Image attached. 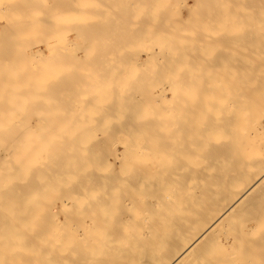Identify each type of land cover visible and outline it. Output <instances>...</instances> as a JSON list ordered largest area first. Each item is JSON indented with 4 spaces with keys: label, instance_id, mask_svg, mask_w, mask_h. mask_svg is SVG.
Returning <instances> with one entry per match:
<instances>
[{
    "label": "bare ground",
    "instance_id": "1",
    "mask_svg": "<svg viewBox=\"0 0 264 264\" xmlns=\"http://www.w3.org/2000/svg\"><path fill=\"white\" fill-rule=\"evenodd\" d=\"M41 1L42 6L39 5ZM48 1L0 0V196L11 201L9 212L16 215L15 219L24 222L26 214L31 213L27 216L34 217L32 220L30 218L31 225L39 222L34 231L30 229L29 223L27 231L30 232H14L25 238L21 240L19 236L16 237L21 240L19 243H22L18 248L25 249L19 251L24 252L25 256L19 258L18 248L13 247L11 250L12 248L0 244L1 250L6 247L4 250L8 248L7 252L10 249L13 251L10 255L14 254L10 258L3 254L0 260L3 256L8 259L4 258L0 263L19 264L21 261L23 264H195L201 260L199 264H207L219 258L221 262L224 257L222 252L218 253V258L207 254L209 251L213 252L210 248L214 249V244L218 242L233 245L234 250L226 244L234 251L230 250L229 255L226 253L229 258L232 257L228 258L231 264L236 263L238 259H245V264H249L247 261H250L249 258L254 254L262 259L264 252L262 254L263 250L260 249L264 248V17L259 18L257 12L254 14L256 8L254 11L250 8L249 12L245 8L241 11L249 0H243L247 1L245 3H240V0H215L216 5L225 6L222 9L230 14L231 19L239 16L235 13L237 9L240 15L245 13L246 16L243 17L246 20H258L262 25L244 24L242 28V24H220V27L225 29L222 33L225 37L211 41L209 33L205 32L208 39L200 41L201 36H198L202 35V32L198 28L206 26L202 21L198 23L202 19L198 16H202L199 13L204 0H175L176 3L179 2L180 7L173 11L168 7L170 0H140L141 3L139 0ZM88 1L94 4L93 7L81 13L83 5ZM175 1L173 3L172 0V6L176 5ZM37 3L40 9L36 7ZM136 3L139 7H136ZM183 3L191 12L187 19L191 20V23L188 21L189 27L187 20L182 18ZM168 12L173 15L170 17ZM208 13H211L210 19L213 22L215 18L217 21L220 11L215 8ZM221 13L224 14L222 11ZM5 17L8 21L2 23L1 18ZM193 18L198 22H194ZM181 23H186L189 29ZM193 23L197 24L194 26ZM65 26L66 29L70 28L72 31L73 28L80 32L84 40L79 43L71 40L70 35H66L70 45L66 37L60 41L61 34L64 33L61 31ZM166 31L167 36L164 34ZM177 31L181 35L184 34L182 38L175 35L178 34ZM141 33L147 37L138 36ZM187 33H192L191 38L199 39L191 40ZM102 34L109 40L100 41L105 39ZM120 35H125V40L124 37L120 38ZM130 35L137 36V40L136 37L132 38L136 42L144 41H138V44L132 39L128 41L126 37L130 38ZM161 35L165 36L166 42ZM156 36L162 37L163 42L156 41L160 40ZM214 36L217 38L219 34L214 33ZM148 37H152L153 42L150 38L149 41ZM170 37L174 41L171 42ZM176 38L179 41L175 42ZM29 44L34 47L31 49L27 46ZM139 44L153 47L149 50L141 49L144 46L140 47ZM128 45H133L130 48L138 45L144 56L140 55L143 53L138 49L135 51L136 47L133 52L130 48H120ZM161 45L175 49H155ZM220 45L228 49L222 50ZM210 46L214 48L210 49ZM28 47L30 49H27ZM207 49L214 53L211 52L210 55ZM114 50H118L119 55L115 56ZM124 50L135 53L136 59L138 57L147 60L144 68L146 65L145 69L149 71L142 70L147 72L146 75L155 70V78L152 79L153 75H147L150 79L147 77L146 80L143 75L141 77L144 80L140 79L141 69L137 74V71L132 70L135 65L131 64L129 68V63L133 61H129L131 54L127 56ZM196 51L203 53L196 54ZM138 52L141 57L136 55ZM80 53L86 57H81ZM200 54L202 57L205 55V59ZM194 55L202 59H197ZM120 56L122 58L119 61ZM208 57L212 58V61L216 60V63H205ZM180 60L183 65L185 61L188 63V73L179 71L184 68L178 65ZM106 62L110 64L107 65ZM116 62L121 63L115 64L121 69L115 67L116 72H112L111 65ZM108 66H111L112 73L105 70L98 72L99 68ZM138 67L135 66L134 69ZM85 68L92 69L89 78L86 71L79 70ZM167 68L170 70L169 74L165 71ZM126 70L131 73L127 71L128 77L124 74ZM167 78H175L171 80L172 87L167 88L172 84ZM177 78L185 80L179 81ZM148 81L156 82V89L148 87L138 90L140 86L135 88L137 85L149 83ZM140 91L150 96L147 97L146 93L142 92V95L138 96ZM169 91L171 94H168ZM144 95L153 100L152 104ZM131 107L134 111L143 109L142 112L144 111L146 116L143 117V114L138 113L140 110L137 111L143 118L137 116L142 119L134 122L138 124L137 128L135 126V129H122L125 140L120 138V128L116 125L113 134L118 132V135L106 138V135L97 136L93 132L96 130L92 128L93 125L101 124L99 119H105L101 114L106 117L107 113L111 112L109 108H115L116 113H119L120 109L122 114V110L128 109L125 111V114H128ZM99 109H103L102 113ZM84 110L86 111L83 112ZM92 110L96 112L91 114ZM134 111L131 109V114ZM112 112L108 119L111 118ZM125 114H120L119 117ZM126 115L121 118H125L122 123L129 126L132 121L128 122ZM73 123L79 127H71ZM87 131L92 136H87ZM45 148L52 151V157L47 161L48 171L52 172V175L48 174V178H45V174V177L40 175L43 166L42 163L41 167L38 165V158ZM113 149L118 152L116 158L111 156ZM84 163L90 164V169H83ZM70 167L74 169L75 174H67L71 179H76L75 182L70 179L71 184L69 182L68 185H60L59 179L64 183V175ZM98 167L103 168L99 170ZM68 177L65 182H68ZM53 180H56V183H53ZM48 187L58 190L57 194L53 193L56 194L53 195L56 201L52 198L55 205L50 202L46 204V201L44 204L39 203L36 200L38 206H43H37L42 209L41 218H38L40 209L37 211L39 214L29 211L33 208V194H37L38 198L41 191H47ZM29 189L36 192L33 193ZM29 204H32V207ZM1 206L2 203L0 208ZM5 211L8 212V209ZM35 217L38 218L37 222ZM28 218H25L26 221ZM9 221L16 222L14 216L9 217ZM10 225L16 227L17 224ZM5 226L4 228H8ZM33 227L35 229V226H32V229ZM12 232L9 233L13 235ZM1 234L4 235L0 231ZM11 235L6 234L7 238H11ZM6 241L8 243L10 239ZM15 241L10 244L19 245L18 241ZM10 244L8 243L9 247ZM206 254L210 261L204 259ZM260 259L258 260L261 261ZM232 260L236 261L233 263ZM239 262L240 260L238 264Z\"/></svg>",
    "mask_w": 264,
    "mask_h": 264
},
{
    "label": "rangeland",
    "instance_id": "2",
    "mask_svg": "<svg viewBox=\"0 0 264 264\" xmlns=\"http://www.w3.org/2000/svg\"><path fill=\"white\" fill-rule=\"evenodd\" d=\"M46 1H47V0H46ZM91 1H94V0H91ZM139 1H140V0H139ZM174 1H175V0H173V3H174ZM177 1H178V0H177ZM181 1H182V0H181ZM181 1L179 0V2H181ZM186 1H190V0H186ZM196 1H197V0H196ZM217 1H219V0H217ZM227 1L230 2V1H232V0H227ZM227 1H226V2H227ZM235 1H236V0H235ZM241 1L244 2L243 0H240V3H241ZM249 1H250V2H249ZM249 1H248L249 3H247V4L245 3V2H247V1L244 2L246 7H244L243 4H242L243 9H242V6L240 5V7H241V9H242L241 11H243L244 8H245V9H247L248 12H249V9H248V8H250V10H251V9L253 10L254 8H256V11L253 10L255 13H254V12H253V13L256 14V12H257V14H259V15H258L259 18L264 17V10H263V9H264V0H249ZM255 1H258V2H255ZM259 1H260V2H259ZM261 1H262V2H261ZM36 2H37V1H36ZM48 2H49V3H52L53 0H49ZM137 2H138V0H137ZM141 2H142V1H140V3H141ZM170 2H171V3H169V4L171 5V4H172V0H170ZM179 2L176 3V1H175L176 5L174 4L173 6H172V5H171V6L168 5L169 9L173 11L174 9L179 8V7H180V5L178 6V3H179ZM182 2H184V0H183ZM214 2H215V0H204V3H202V4L200 5V9H201V10H200V13H199V14H200V15L202 14V16H198V18L201 17L202 19L199 20V19H200V18H199V19H198L199 22H198V21H196V20L193 18V19H194V22L196 21V22L200 23V22L202 21V22H204V24H206V26L204 25V26H205V27H204V26L202 25V23H201L202 27L199 26L200 29L198 28V30H200V31L202 32V35H203V36L200 34V33H201L200 31H198V30H194V31H196V32H198V33L200 34L199 36H198V33H197V35H196V36H198V37L201 36V38H200L201 40H200V41L204 40V38H205V39H208V38L205 37V36H207V35H205V32H206V34L209 33L208 35H209V39L211 38V41H214L215 39H221L222 37H225V36H222V33H224L225 29H223L222 27H220V24H227V25L231 24V25H233V26H237L238 24H242V28H243L244 24H246V25L254 24V25H257V26H261V25H262L261 21H258V20H251V21H250V20H246V18L243 17V16H246L245 13H244V12H243V13L240 12V13L243 14V16H242V15L239 14V10H238V12H237V9H236V12H235V13L238 14L239 16H238V17L236 16L235 19H231V16H229L230 14L228 15V12H227L226 10H225L226 12H224V10L222 9V8H224L225 6L223 7V6H221V5H220V6H219V5H216ZM220 2H224V1L222 0V1H220ZM226 2H225V4H227ZM252 2H253V3H252ZM88 3H89V4H88ZM259 3H260V4H259ZM137 4H138V3H136V5H137ZM181 4H182V3H181ZM225 4H222V5H225ZM253 4H254V5H253ZM257 4H258V5H257ZM39 5L42 6V1L40 2ZM39 5H38V3H37V5H36V7H38V9H40ZM43 5H44V4H43ZM86 5H87L88 7H87ZM90 5H91V6H90ZM93 5H94V4H91L90 1H88L85 5H83V6L85 7V9H84V7H82V8H83V11H82L81 13H84L85 10H86V11H87V10H90V9L93 7ZM262 5H263V6H262ZM177 6H178V7H177ZM182 6H183V7H182ZM182 6H181V9L183 8V9H182V10H183V11H182V18L186 21V20L188 19V17H189V15H190L191 12L188 10V9H189L188 7H185V6H184V3H183ZM227 6H228V5H226V8H228ZM231 6H232V5H231ZM231 6L229 7L230 9L232 8ZM233 6H234V5H233ZM235 6H236V5H235ZM235 6H234V7H235ZM259 6H260V8H259ZM71 7H72V6H71ZM76 7H77V6H76ZM76 7H75V8H76ZM86 7H87V8H86ZM89 7H90V9H88ZM134 7H135V6H134ZM136 7H139V5H137ZM170 7H171V8H170ZM234 7H233V11H234ZM236 7H237V6H236ZM236 7H235V8H236ZM72 8H73V7H72ZM80 8H81V7H80ZM82 8H81V9H82ZM132 8H133V7H132ZM215 8L219 9V11H220V13H218V16L216 15V16L218 17L217 21H216V18H215V20L213 19L214 21H216V25H215L214 21L212 22V20L210 19V18H211L210 14H211L212 12H211V13H208L209 10H210V11H213V9H215ZM226 8H225V9H226ZM238 8H239V7H238ZM257 8H259V9H257ZM261 8H262V10H260ZM221 11H222L224 14H222ZM245 12H246V11H245ZM261 12H263V13L261 14ZM81 13H80V14H81ZM168 13H169V12H168ZM168 13H166V14H168ZM216 13H217V12H216ZM225 13H227V14H225ZM251 13H252V12H251ZM75 14H76V13H75ZM166 14H165V15H166ZM184 14H185V15H184ZM220 14H221V17L219 18V15H220ZM249 14H250V13H248V15H249ZM254 14H253V15H254ZM133 15H134V14H133ZM168 15L171 17L173 14L171 15V13H169ZM195 15H197V14H195ZM248 15H247V16H248ZM251 15H252V14H251ZM76 17H77V16L75 15L74 18H76ZM167 17H168V16H167ZM194 17H195V16H194ZM248 17H249V16H248ZM182 18H181V19H182ZM1 19H2V23H3V22H6V23H7V21H8V18H6V17H5V18H1ZM183 19H182V21H183ZM196 19H197V17H196ZM220 19H221V20H220ZM80 20H81V22H83L82 19H79V21H80ZM188 21L190 22L191 20H187V23H188ZM262 22H263V20H262ZM190 23H191V22H190ZM190 23L187 24L188 27H189V24H190ZM185 24H186V23H181V25H185ZM193 24H194V23H193ZM193 24H192V25H193ZM196 24H197V23H196ZM196 24H194V26H195ZM213 24H214L215 26H213ZM65 25H67V24H65ZM187 25H185V26L187 27ZM192 25H191V27H192ZM188 27H187V29H189ZM175 28H176V27H175ZM180 28H181V27H180ZM183 28H184V27H183ZM194 28H195V27H194ZM68 29H70V28H68ZM68 29H66V26H65V29H63V30L61 31V32H64V33L61 34V39H60V41H62V40H64V39L67 38V42H68V41H69V40H68V37H67L68 35H70L69 38H70L71 40H73V41H77V42H79V43H81V40H84V37H83V35H82L80 32H77V30H75V29H73V28H72V31H71V29H70V30H68ZM66 30L68 31L67 34H66ZM168 30H170V32L173 31L172 29H168ZM175 30H176V29H175ZM177 30L179 31V29H177ZM185 30H186V29H184L183 33H185ZM191 30H192V29H191ZM229 30L232 31V28H230ZM159 31L161 32L162 30H159ZM164 31H165V30H163L162 32H164ZM178 31H177V32H178ZM180 31H181V29H180ZM180 31H179V32H180ZM160 32H157V33L160 34ZM173 32H174V31H173ZM179 32H178V34H175V35H176V36L178 35V37L181 36V38H182V35H184V34L181 35V33L179 34ZM188 32H190V31H188ZM196 32H195V33H196ZM166 33H167V31L164 33L165 36H167ZM168 33H169V31H168ZM193 33H194V32H193ZM214 33H215V34H219V36L216 38V37L214 36ZM162 34H163V33H162ZM187 34H188L189 37H190V36L192 37V33H191V35H189L190 33H187ZM187 34H186V35H187ZM210 34H212L211 37H210ZM66 35H67V36H66ZM102 35H103V34H102ZM143 35H144V34H143ZM143 35H142V33H141V35L138 34V36H141V37H142ZM150 35L152 36V34H150ZM156 35H157V34H156ZM168 35H169V34H168ZM186 35L184 36L185 38H187ZM103 36H104L103 38H105V35H103ZM118 36H119V35H118ZM144 36H145V38L147 37V35H144ZM159 36H160V35H159ZM161 36H162V35H161ZM165 36H162L163 39L165 38ZM173 36H174V35H173ZM194 36H195V35H194ZM213 36H214V37H213ZM64 37H66V38H64ZM106 37H107V36H106ZM123 37H124V38H123ZM133 37H134V39H135V37H136L135 40H137V36H136V35H133V36L130 35V38H129L128 36H127L126 38H128V41H129V39H132ZM141 37H140V38H141ZM156 37H157V36H156ZM162 37H161V38H162ZM171 37H172V36H171ZM171 37H170V38H171ZM189 37H188V39H189ZM191 37H190L191 40H196V39L198 40V39H199L198 37H195V38H191ZM99 38H100V37H99ZM101 38H102V37H101ZM107 38H108V37H107ZM118 38H119V37L116 38L118 41H120V40H119L120 38H123V39L125 40V35H123V36L120 35V38H119V39H118ZM138 38H139V37H138ZM149 38H150V37H148V40H149ZM154 38H155V37H154ZM158 38H160V37H157V39H158ZM161 38H160V40H156V41H162ZM167 38H169V37H167ZM172 38H173V37H172ZM172 38H171V42L174 41V40H172ZM181 38H180V39H181ZM202 38H203V39H202ZM212 38H213V39H212ZM134 39H132V41H133V42H136ZM141 39H142V38H141ZM150 39H152V37H151ZM98 40H99V39H98ZM107 40H109V39H107ZM107 40H106V38H105L104 40H100V41H107ZM121 40H122V39H121ZM126 40H127V39H126ZM183 40H184V39H183ZM138 41H144V40H138ZM138 41H137V42H138ZM145 41H147V39H146ZM149 41H150V40H149ZM151 41L153 42V39H152ZM154 41H155V40H154ZM168 41H169V40H168ZM177 41H179V40H177V38H176V41H175V42H177ZM180 41H182V40H180ZM137 42H136V43H137ZM162 42H163V41H162ZM164 42H166V39H164ZM68 43H69V42H68ZM70 43H71V42H70ZM70 43H69V45H70ZM137 44H138V43H137ZM135 45H136V44H135ZM27 46H29L31 49L34 47L33 44H29V45H27ZM119 46H122V45H119ZM119 46H117V47H119ZM131 46H133V45H131ZM131 46L128 45V46H125V47H127V48H125V47H120V48H123V49H127V50H129V48H130ZM139 46H140V47H141V46H144V48L142 47L141 49H147V50H149L150 48L153 47V46H151V47L148 48L146 45H140V44H139ZM139 46H138V45H137V47L134 46V48L136 47V48H135V49H136L135 51H137V49H138V50L140 49ZM148 46H149V45H148ZM222 46H223V45H222ZM222 46L220 45V48H221L222 50H223V49H226V50L228 49L226 46H225L226 48H223L224 46H223V47H222ZM239 46H240V45H239ZM29 47H28L27 49H30ZM108 47H109V46H108ZM163 47L165 48V46H162V45H161L160 47H157V46H156V48H155V47H154V48H155V49H158V48L163 49ZM167 47H169V46H167ZM200 47H202V46H200ZM203 47H204V46H203ZM206 47H207V46H206ZM217 47H218V46H217ZM232 47H233V46H232ZM110 48H111V47H110ZM112 48H113V49H117L116 47H113V46H112ZM134 48H130V49H132V52H133ZM185 48L187 49V46H186ZM204 48H205V47H204ZM207 48H208V47H207ZM213 48H214V47H213ZM213 48H211V46H210V49H213ZM215 48H216V47H215ZM241 48H242V47H241ZM17 49L20 50L21 48H17ZM22 49L24 50V49H26V48H22ZM27 49H26V50H27ZM96 49H98V48H96ZM99 49H101V48H99ZM104 49H105V48H104ZM106 49H107V48H106ZM160 49H159V50H160ZM167 49H168V48H165V50H167ZM169 49H170L171 51H173L175 48H169ZM169 49H168V50H169ZM177 49H178V48H177ZM179 49L182 50V49H184V48H179ZM199 49H200V48H199ZM202 49H203V48H201V50H202ZM210 49H207V51H208L207 53L210 54V53L212 52V54H213L214 52L211 51ZM216 49H217V48H216ZM44 50H47V48H44ZM184 50H185V49H184ZM204 50H206V48H205ZM209 50H210V51H209ZM114 51H115L114 53H115L116 55H115L114 53H113V55H115V56L119 55V54H118V53H119L118 50H114ZM122 51H123V50H122ZM124 51H126V50H124ZM139 51L141 52V50H139ZM161 51H162V50H161ZM182 51H183V50H182ZM185 51H186V50H185ZM197 51H198V48H197ZM197 51H196V54L198 53ZM218 51H220V50H219V47H218ZM126 52H127V54H126L127 56H129V55L131 54L130 57H129V61H130V62L133 61L132 63H129V68H131V64L135 65L136 67L139 66L137 69H134L135 66H134V67L132 66V67H133V69H132L133 72H134V71H137V74H139L138 72L141 71V72H140V77L144 75V76H146V77H144V79L146 78V80H147V77H148L147 75H149L150 77L153 75L154 77H152V79L155 78V76H156V75H155L156 72H154L155 70H153L154 73L151 71V73H152V74L150 73L151 75H150V74H147V75H146L147 72L144 73L145 70H146V71H149V70L145 69V68H146V65H145V68H144V63L147 64V62H146L147 60L145 61L144 59H142V58H138V57H137V59H136V58H135L136 56L134 57V54H135V53H131V52H129V51H126ZM126 52H124V54H125ZM128 52H129V53H128ZM120 53H121V52H120ZM141 53H143V54H140V55H141V56H144V52H141ZM199 53L202 54L203 52L200 51ZM199 53H198V54H199ZM217 53H218V52L216 51V54H217ZM104 54L106 55V53H104ZM122 54H123V53H122ZM138 54H139V52L136 53V55H138ZM201 54H200V55H201ZM205 54H206V53H205ZM216 54H215V56H216ZM107 55H108V53H107ZM140 55H138V56L141 57ZM210 55H211V54H210ZM210 55H209V56H210ZM80 56L83 57V58L86 57V55L83 54V53H80ZM84 56H85V57H84ZM182 56H183V55H182ZM194 56H197V55H194ZM204 56H205V55H203V57H204ZM215 56H214V57H215ZM198 57H200V56H197V57H195V58L199 59ZM201 57H202V55H201ZM201 57H200V59L203 58V57H202V58H201ZM121 58H122L121 56L118 57V60L120 61ZM130 58H131V60H130ZM180 58L182 59V57H180ZM133 59H136V60H133ZM183 59H185V58H183ZM197 59H195V60L197 61ZM203 59H205V57H204ZM209 59H210V62H209ZM211 59H212V58H209V57H208V58H206V60H205L204 62L206 63V61H207L208 64H211V65H213V64H212L213 61L216 63V60L213 59V61H212ZM186 60H187V59H186ZM134 61H135V62H134ZM137 61H138V62H137ZM139 61H140V62H139ZM183 61H184V60H183ZM188 61H189V60H187V62H188ZM193 61H194V60H193ZM196 61H194V62H195L196 65L198 66V64H197ZM198 61H200V60H198ZM202 61H203V60H202ZM211 61H212V63H211ZM181 62H182V60H180V62H179L178 65L183 66L185 69H184V68H183V69L180 68L181 70H179V71H183L184 73H185V72L188 73L186 67H187V64H188L189 62L187 63V62L185 61V62H184V65H183ZM117 63H118V65L121 64V63H119V62H116V63L113 64L114 67H113V65H111L112 68H113L114 70L111 68V66H108V67H105V68H99V69H98V70H99L98 72H102V70L110 71V72H111V69H112V72H116L115 67L121 69L119 66L115 65V64H117ZM191 63H192V61H191ZM191 63H190V65H191ZM200 63H201V62H200ZM205 63H203V64H205ZM88 64H91V65H92V64H94V63H88ZM106 64H107V62H106ZM108 64H110V63H108ZM108 64H107V65H108ZM196 65H195V66H196ZM188 66H189V65H188ZM193 66H194V64H193ZM193 66H192V67H193ZM179 67H180V66H179ZM199 67H200V66H199ZM129 68H128V69H129ZM195 68H196V67H195ZM197 68H198V67H197ZM200 68H201V67H200ZM140 69H141V70H140ZM142 69H145V70L143 71ZM191 69H193V68H191ZM79 70H81V72H83V70L86 71L85 73L88 74V76H87L86 74H84V75H86L88 78L90 77V72H91L90 70H92V69H89V68L86 69V68H85V69H79ZM139 70H140V71H139ZM168 70H169V69L167 68V70H165V71H167V73H168ZM171 70H173V68H172ZM176 70H178V69L176 68ZM189 70H190V69H189ZM194 70H195V69H194ZM196 70H198V69H196ZM75 71H76V70H75ZM88 71H89V72H88ZM127 71L129 72L130 70H126V71L124 72L125 77H128V76H126V75H128V72H127ZM190 71H192V70H190ZM198 71H199V70H198ZM200 71H201V69H200ZM112 72H111V73H112ZM169 72H170V70H169ZM129 73H130V72H129ZM157 73H158V72H157ZM186 73H185V74H186ZM200 73H201V72H200ZM130 74H131V73H130ZM168 74H169V73H168ZM187 75H188V74H187ZM157 76H158V75H157ZM87 77H86V78H87ZM169 77H170V76H169ZM86 78H85V80H86ZM118 78H119V77H118ZM118 78H117V80H119ZM148 78H149V77H148ZM185 78H187V76H186ZM185 78H180V80L183 81V80H185ZM140 79L144 80L142 77H141ZM149 79H150V78H149ZM167 79H169V78H167ZM173 79H175V78H173ZM173 79H169L170 82H172L171 80H173ZM177 79L179 80V78H177ZM121 80H122V79H121ZM146 80H145V81H146ZM157 80H158V77H156L155 81H157ZM169 80H167V81H169ZM178 80H176V81H178ZM180 80H179V81H180ZM186 80H187V79H186ZM150 81H151V80H150ZM152 81H153V80H152ZM176 81L174 80V82H176ZM148 82H149V81H148ZM170 82H169V83H170ZM120 85H122V84H120ZM155 85H156V82H149V83H147V84L145 83V85H144V83H143L142 85H137L135 88L138 89L137 87L140 86V89H138V90H141V88H142V89H146V88L148 89V87H154V88L156 89ZM177 85H178V84H177ZM177 85H176V87H177ZM122 86H124V85H122ZM122 86H120V87H122ZM172 86H173V82H172L171 85L167 86V88H168V87H172ZM143 87H144V88H143ZM149 89L151 90V88H149ZM88 91H89V90H88ZM141 92H142V94L144 93L143 91H140L138 94H137V93H136V94L139 96V95L141 94ZM79 93H81V91H80ZM145 93H146V92H145ZM145 93H144V94H145ZM82 94H83V93H82ZM87 94H88V93H87ZM89 94H90V93H89ZM89 94H88V95H89ZM142 94H141V95H142ZM168 94H171V91H169ZM85 95H86V94H85ZM85 95H84V96H85ZM141 95H140V96H141ZM146 95H147V93H146ZM146 95H144V98L146 97ZM79 96H80V95H79ZM148 96H150V95H147V97H148ZM80 97H82V96H80ZM147 97H146L145 99H147V100L149 99V100H150V97H149V98H147ZM147 100H146L145 102H147ZM149 100H148V101H149ZM150 101H151V104H152V101H153V100H150ZM148 104H150V102H149ZM148 104H147V105H148ZM151 104H150V105H151ZM150 105H148V106H150ZM136 108H137V107H136ZM104 109H105V108H104ZM110 109H111V110H110ZM116 109H117V108H116ZM131 109L134 111V108L131 107L130 110H131ZM109 110H110L111 112H112V111H113V112H114V111H117V110H115V108H113V110H112V108H109ZM121 110H122V109H121ZM127 110H128V109H127ZM127 110H125V111H127ZM130 110H129V112H128L129 115H128L127 113H126V114H127V115H126V114H125V111L122 110V111H123V114H125L126 117H127L126 120H127L128 122H131V121L133 122V123H132V122L129 123V126H128V124L125 125V124L122 123V121H123L125 118H124V119H121V118H123L125 115L122 116V117H119L120 114L123 115V114L121 113L120 109H119V113L117 112L118 114H117L116 112H114V113L112 112V115H110V116H111L110 119H108V117H109L108 115L111 114V112H109V114L107 113V116H106V117H107V120H106V117H105L104 114H101V115L103 116L102 118H105V119H101V118H100L101 116H100V114H99L98 117L100 116V117H99L100 119L98 118L99 121H98V119H96V120H97L98 122H101V124L98 123V124L93 125L92 128H93V129H94V128L96 129V130H93V132H94L95 134H97V136H98V135H100V136H105V135H106L105 137L107 138L108 136H113V135H115L116 133H118V132H116V133L113 134V132H115L114 130H116V128L118 127V129L120 128V129H119L120 131L117 129V131L120 132V138L125 140V134H124V132H122V129H124V128L130 129V127H132V128L135 129V126H136V128H137L138 124H134V122H137V121H139V120H142V119H140V118H143L144 116H146V114H143V113H145V112H144V111L142 112L143 109H141V110H140V108H138V110L135 109V111L132 112V114H131ZM139 110H140V111H139ZM85 111H86V110H84L83 112H85ZM99 111L102 113L103 109H102V110L99 109ZM99 111H98V112H99ZM104 111H105V110H104ZM107 111H108V109H107ZM137 111H139L138 113L143 114V117H142V116L140 117V115L137 114ZM79 112H81V111H79ZM95 112H96V111H95ZM95 112H94V110H92L90 113L93 114V113H95ZM98 112H97V114H98ZM100 112H99V113H100ZM147 112H148V111H147ZM103 113H104V112H103ZM134 113H136L137 115H135ZM115 114H116V115H115ZM133 114H134V115H133ZM131 115H132V116H131ZM92 116H93V115H92ZM134 116H135V117H134ZM137 116H139L140 118L137 117ZM118 117H119L120 119H119ZM133 117H134V118H133ZM81 118H82V117H81ZM81 118H79V119H80L81 122H82V119H81ZM89 118H91V117H89ZM114 118H115V119H114ZM136 118H138V119H136ZM145 118H146V117H145ZM130 119H131V120H130ZM133 119H134V120H133ZM91 120H92V119H90V121H91ZM109 120H110V121H109ZM117 120H118V122H117ZM107 121H108V122H107ZM115 121H116V124H115ZM102 122H103V123H102ZM111 122H112V123H111ZM106 123H109V124L111 123V124L109 125V124H106ZM113 123H114V124H113ZM77 124H78V123H77ZM80 124H81V123H79L78 125H80ZM75 125H76V124H75ZM75 125H74V123H73L71 127H75ZM85 125H87V124H84V126H85ZM99 125L101 126V128H99ZM105 125H106V126H105ZM107 125L109 126V130H107V129H108V126H107ZM115 125H116L117 127H116ZM119 125H120V126H119ZM94 126H95V127H94ZM76 127H79V126L76 125ZM87 127H88V126H87ZM102 127H103L104 129H102ZM110 127H114V129H113V128L111 129ZM115 127H116V128H115ZM122 127H123V128H122ZM128 127H129V128H128ZM97 128H98V129H97ZM132 128H131V129H132ZM91 130H92V129H91ZM97 130H98V131L100 130V131L98 132ZM110 130H111V131H110ZM132 130H133V129H132ZM103 131H104V132H103ZM109 131H110V132H109ZM91 132H92V131H91ZM91 132H90V133H91ZM96 132H97V133H96ZM100 132H101V133H100ZM111 132H112V133H111ZM121 132H122V133H121ZM86 133H87V136H90V135L92 136V134L89 135V132H88V131H87ZM105 133H107V134H105ZM84 135H85V134H84ZM116 135H118V134H116ZM107 145H108V143H107ZM44 150H45V151H44ZM44 150H43L42 153H41V157H42V158H41L40 156H39V158H38V162H39L38 165H39L40 167H41V165L43 166L41 171H43L44 173L41 172L40 175H41V176H42V175L44 176V174H45L47 177H45V176H44V177H45V178H48V174H49V176H50V174H51L52 172H49V171H48L49 169H48L47 161L52 157V154H51L52 151H51L50 149H46V148H45ZM46 151H47V152H46ZM107 152H108V151H107ZM112 153H113L112 155H111V153H110L111 156L114 155V156H113L114 158L118 157V155H116V154H118V152H117L116 149H115V151H114V149H113V152H112ZM49 154H50V155H49ZM44 155H45V156H44ZM107 155H109V152L107 153ZM115 155H116V156H115ZM109 158H110V157H109ZM42 159H43L44 161H41ZM45 160H46V163H45ZM40 161H41V162H40ZM41 163H42V164H41ZM44 163L47 164V165H45ZM40 164H41V165H40ZM43 164H44V165H43ZM84 165H85V163L82 165V166H83V169H85V167H86L87 169H90V166H89L90 164H89V165L86 164L85 166H84ZM73 166L75 167V164H73ZM73 166L71 165L72 168H74ZM71 167H70V168H71ZM88 167H89V168H88ZM91 167H92V165H91ZM35 168L37 169L38 166H36ZM72 168L69 169V171H67L66 174L64 175V178H63V179H64V183L62 182V179H61V180L59 179V181H60V185H61V184H62V185H65V183H66V185H68L69 182H70L71 180H74V178L71 179V177H70L71 175L73 176V175L75 174V173L73 172L75 168H74V169H72ZM81 168H82V167H81ZM92 168H93V167H92ZM94 168H95V167H94ZM100 168H101V167H98L99 170H101L103 167H102L101 169H100ZM44 169H45V171H44ZM83 169H82V170H83ZM67 173H68V174L70 173V174H69L70 176H69ZM82 174H84V173L82 172ZM82 174H81V175H82ZM51 175H52V174H51ZM68 176H69V177H68ZM66 177H68V182H65V180L67 181V179H65ZM70 179H71V180H70ZM69 180H70V181H69ZM75 180H76V179H75ZM75 180H74V182H75ZM15 181H16V180H15ZM15 181H13V182H15ZM33 181H34V180H33ZM54 181H55V183H56V180H53L52 182L54 183ZM57 181H58V180H57ZM59 181H58V182H59ZM83 181H84V180H83ZM16 182H17V181H16ZM34 182H36V181H34ZM50 182H51V181H50ZM58 182H57V184H59ZM61 182H62V183H61ZM9 184H10V183H9ZM49 184H51V183H49ZM70 184H71V182H70ZM72 184H73V182H72ZM74 184H75V183H74ZM52 185H53V184H52ZM52 185H51V186H52ZM53 186H54V185H53ZM53 186H52V187H53ZM57 186H58V185H57ZM52 187H51V188L48 187L49 189L46 188L47 191H45V190L43 191V190H42L41 193L39 194V197H38V198L36 197V196H38L37 194H33V195H35V197L33 196L34 199L32 198V199H33V208H32V209H29V211L31 212V210H32V211H35V212L37 213V211H40V210H41L40 214L37 213V214H39L40 216L36 214L37 216H39L38 218H41V215H42V209H41V208H38V207H43V206H42V204H41V206H38V204L35 203V201L38 200V201H36V202H39V203H40V202H41V203L43 202V204H44L45 201H46V202H45L46 204H48L49 202H50V204H51V203L54 204V202L52 201V198H53L54 201H56L54 196L58 193V190H56V191H57V192H56L55 189L53 190V188H55V187H53V188H52ZM66 187H68V186H66ZM56 188H57V187H56ZM57 189H58V188H57ZM30 190H31V192H33V193L36 192V191H34V190L32 191V189H29V191H30ZM42 192H43V193H42ZM47 192H48L49 194H48ZM50 192H51V193H50ZM59 192H60V191H59ZM45 193H46V194H45ZM53 193H56V194L54 195ZM4 194H5V193H4ZM6 194H7V193H6ZM47 194H48V195H47ZM53 195H54V196H53ZM41 196H42V198H41ZM43 196H44V197H43ZM47 196H48V198H50V199H48V198L46 199ZM0 197H1V198H0V203H2V206H1V208H0V219H1V220H0V225H2L0 231H1L2 233H4V235H5V236H4L3 234H1V235H3V236L0 235V236H1L0 239L3 237V239L0 240V241H2V240H3V241H2V243H0V244L3 245V246L6 245V246H8V248H12L11 250H13V247H16V248L20 247V244H22V243H19V241L21 242V240H23V238H24V237L21 238L22 235H21V237H20V235H16V234H19V232H21V230H23V232H24L25 234L29 231V230L27 231V228H29L30 225H31V223H30V222H31V221H30V218H31V217L28 218L27 216H30L31 213L29 212V213H30L29 215L26 214V217H25V218H28V219H27L28 221H26L25 218H24V222H23V221H20L21 219H19V221H18L17 218L15 219V216H16V215H12V213H10L11 211L9 212V209H11L9 203H10L11 201L5 199V197H3V196H0ZM8 197H9V196H8ZM6 198H7V196H6ZM9 198H10V197H9ZM44 198H45V199H44ZM43 199H44V200H43ZM10 200H11V199H10ZM49 200H50V201H49ZM20 202H21V201H19V203H20ZM28 202H29V199H28ZM6 203H7L8 205H6ZM3 205H4L5 207H4ZM31 205H32V204H29L30 207H32ZM39 205H40V204H39ZM54 205H55V204H54ZM8 206H9V208H8ZM37 206H38V207H37ZM6 207H7V208H6ZM2 208H3V209H2ZM34 208H35V209L38 208V210H33ZM6 209H8V212L5 211ZM39 209H40V210H39ZM1 210H2V211H1ZM3 211H4V213H3ZM6 212H7V213H6ZM35 212H32V213H35ZM2 213H3V214H2ZM5 213H6V214H5ZM9 213H10V215H9ZM1 214H2V215H1ZM17 215H18V214H17ZM19 215H20V214H19ZM34 215H35V214H32V216H34ZM2 216L5 217V218H2ZM8 216H9V217L14 216V220H16V222H10ZM6 217H7V218H6ZM20 218H21V216H20ZM38 218L35 217V220L38 219ZM2 219H5V220H2ZM32 219H34V217L31 218V220H32ZM10 220H11V219H10ZM12 221H13V220H12ZM29 221H30V222H29ZM6 222H7V223H6ZM20 222H22V223H20ZM25 222H27V224H26ZM33 222H35V221H33ZM36 222H37V220H36ZM14 223L17 224V225H16V227H17L16 230H15L16 227H14V226H15ZM29 223H30V225L27 227V225H28ZM38 223H39V222H37V224H36V223H35V224L32 223V224H34V225H31L30 229L33 230V231L36 230V225H38ZM7 224H8L10 227H9ZM10 224H13L14 226H12V225H10ZM21 224H23L24 227H23V225H21ZM25 224H26V225H25ZM5 225H6L8 228H4ZM18 225L20 226V228H19ZM6 226H5V227H6ZM32 226H35V229H34V227H33V229H32ZM13 227H14V228H13ZM25 227H26V229H25ZM9 228H12V229H13V230H12L13 232L11 231V229L9 230ZM18 228H19V229H18ZM2 229H3V230H2ZM4 229H5V230H4ZM6 230H7V231H6ZM4 231H5V232H4ZM16 231H17V233H16ZM6 232H8V233H6ZM9 232H12L13 235H11ZM14 232H15L16 234H14ZM23 232H21V234H22ZM29 232H30V231H29ZM5 233L11 235V238L13 237V239H11L10 237H8V238L10 239V242L13 243V242L16 240L15 242L18 241L17 243H18L19 245L15 244L16 246H12V245L10 244V242L8 241V243L11 245V246L9 247V245H8V243H7V241H6V240H9V239L7 238L8 235L6 236ZM24 233H23V234H24ZM18 236H19V238H21V240H17V239H19V238H16V237H18ZM4 237H5L6 239H5ZM15 238H16V239H15ZM24 239H25V238H24ZM226 244L229 245L228 243H222V242H218V243L214 244L216 247L219 248V250H218V248H217L216 251H215L214 249H215L216 247H215L214 249H213V248H210V250H213L214 253L211 252V251H209L207 254H209V256H214L215 258H216V257L218 258L220 255H219V256H217V255H218V253L220 254L221 252L223 253V255H224V254L226 255V253L229 255V254H230V250H231L230 248H231L233 245H232V246L229 245V246H231V247H228ZM214 245H213V247H214ZM23 246H24V245H23ZM23 246L21 245V247H23ZM1 247H2V246H1ZM4 248H6V247H3V250H1L2 248L0 249V256H1V258H2V255H3V254H5L6 257L9 256L8 258H10V256L12 257V256L14 255V254H13V255H10V254L13 253V251H11V250L9 249L8 252H7V249H8V248L5 249L6 251L4 250ZM23 249H24V247H23V248H18L17 250H18V251H19V250H22V251H23ZM232 249H233V247H232ZM233 250H234V249H233ZM233 250H231V251L234 252ZM236 250H237V249H236ZM260 250H263V251H261L262 254H263V252H264V248H262V249H260ZM260 250H259V251H260ZM18 251H17V252H18ZM22 251H19L20 253L18 252V254H19L18 257H19V258H22V257L25 256V255L23 256V253H24V252H22ZM24 251H25V249H24ZM10 252H12V253H10ZM211 253H212V254H211ZM222 253H221V254H222ZM257 253H258V252H257ZM18 254H17V255H18ZM24 254H25V253H24ZM207 254H206L205 258H204L206 261H207V259H208V257H209ZM259 254H260V253H259ZM223 255H222V256H223ZM225 255H224V257H227V258L225 259V258L223 257L224 259L222 258V260H221L222 263L220 262V258H219L218 260H216V259L214 260V257L211 258L212 260H214V261H211V262H213V263H211V262H208V263L206 262V263H207V264H214V263H216V264H223L224 261H225V263H226V260L228 261V258H229V257H228L227 255H226V256H225ZM256 255H257V254H254V256H256ZM263 255H264V254H263ZM20 256H21V257H20ZM207 256H208V257H207ZM254 256H251V257L249 256V257H250V258H249L250 261L248 260L247 262H248V263L250 262L249 264H252V263H253V264H256V263L261 262V264H262V262L264 261V259H263L264 256L262 257V259L257 258V257H259V255L256 256L257 259L254 258ZM261 256H262V255H261ZM6 257L3 256V259H4V258H5V259H8V258H6ZM231 258H232V257L230 256L229 259H231ZM252 258H253V260H252ZM3 259H1L2 262L5 260V259H4V260H3ZM204 259H202V260H204ZM255 259H256L257 262H255ZM258 259H260L261 261H259ZM1 260H0V261H1ZM208 260L210 261V258H209ZM223 260H224V261H223ZM238 260H240L241 263L243 262V264H245V262H246L245 259H238ZM238 260H237V261H236V260H234V261L232 260V261H233V263L236 261V263L238 264ZM262 260H263V261H262ZM8 261H9V260H7V262H8ZM18 261H19V260H18ZM230 261H231V260H230ZM230 261H228L227 264H231L232 262H230ZM2 262H1L0 264H2ZM7 262H6V263H7ZM199 262H201V260H199L197 263L199 264ZM229 262H230V263H229ZM240 262H239V264H240ZM254 262H255V263H254ZM8 263H10V262H8ZM8 263H7V264H8ZM20 263L23 264V262L19 261V264H20ZM197 263H195V264H197ZM236 263H234V264H236ZM4 264H5V262H4ZM200 264H201V263H200ZM202 264H204V262H203ZM259 264H260V263H259ZM263 264H264V263H263Z\"/></svg>",
    "mask_w": 264,
    "mask_h": 264
}]
</instances>
